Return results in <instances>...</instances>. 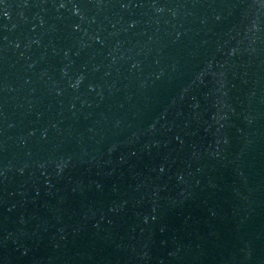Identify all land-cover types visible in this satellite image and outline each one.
I'll return each mask as SVG.
<instances>
[{
  "label": "water",
  "instance_id": "obj_1",
  "mask_svg": "<svg viewBox=\"0 0 264 264\" xmlns=\"http://www.w3.org/2000/svg\"><path fill=\"white\" fill-rule=\"evenodd\" d=\"M0 264H264V0H0Z\"/></svg>",
  "mask_w": 264,
  "mask_h": 264
}]
</instances>
